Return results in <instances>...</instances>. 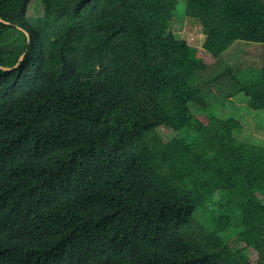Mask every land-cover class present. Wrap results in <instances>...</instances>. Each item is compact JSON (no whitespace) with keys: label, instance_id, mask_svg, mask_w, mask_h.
Wrapping results in <instances>:
<instances>
[{"label":"trees","instance_id":"1","mask_svg":"<svg viewBox=\"0 0 264 264\" xmlns=\"http://www.w3.org/2000/svg\"><path fill=\"white\" fill-rule=\"evenodd\" d=\"M30 1L0 0V264H264V147L198 84L236 42L264 48V0ZM253 73L238 89L264 111Z\"/></svg>","mask_w":264,"mask_h":264},{"label":"rangeland","instance_id":"2","mask_svg":"<svg viewBox=\"0 0 264 264\" xmlns=\"http://www.w3.org/2000/svg\"><path fill=\"white\" fill-rule=\"evenodd\" d=\"M27 15L32 19L42 17L44 15L42 3L31 0ZM32 19L30 21L33 23ZM169 30L177 39L184 40L193 46L202 47L204 44L205 36L200 21L178 15L170 23ZM261 46L262 44L236 42L220 57L214 66L199 75L198 84L205 92L210 94L211 105L209 109L211 114L225 118H236L244 126V130L238 138L245 143L264 147V111L251 110L247 105L244 93L238 89V84L241 85V82L254 80V73L248 74L249 71L258 70L263 66L264 48ZM231 77H236L237 82L228 83L229 87H221L223 82H230ZM208 206L214 210L215 216L219 215L221 211H230L227 207V197L223 193L215 195ZM204 208H200L198 212ZM232 215L237 216L238 213ZM204 217L208 222L213 221L209 210L205 209L204 215L203 212L197 215L196 222L199 220L204 222ZM239 221L235 219L233 226L225 233L227 241L238 230ZM194 231L201 232V228L194 226L193 230H186L184 236L188 235L185 238L190 243L209 251L208 240L205 241L201 234ZM208 233H210V230H208Z\"/></svg>","mask_w":264,"mask_h":264},{"label":"water","instance_id":"3","mask_svg":"<svg viewBox=\"0 0 264 264\" xmlns=\"http://www.w3.org/2000/svg\"><path fill=\"white\" fill-rule=\"evenodd\" d=\"M0 21H1V19H0ZM24 57H25V54H22L21 57L19 58V62H18V64L16 65V67H14V68H12V69H9V71H14V70L18 69L19 66H20V62L24 59ZM0 69H1V68H0Z\"/></svg>","mask_w":264,"mask_h":264}]
</instances>
